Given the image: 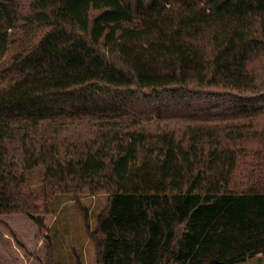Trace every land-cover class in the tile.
<instances>
[{
  "label": "trees",
  "instance_id": "1",
  "mask_svg": "<svg viewBox=\"0 0 264 264\" xmlns=\"http://www.w3.org/2000/svg\"><path fill=\"white\" fill-rule=\"evenodd\" d=\"M10 50L0 217L106 194L98 264L264 254V0H0Z\"/></svg>",
  "mask_w": 264,
  "mask_h": 264
},
{
  "label": "rangeland",
  "instance_id": "2",
  "mask_svg": "<svg viewBox=\"0 0 264 264\" xmlns=\"http://www.w3.org/2000/svg\"><path fill=\"white\" fill-rule=\"evenodd\" d=\"M13 50L0 64L3 71ZM77 200V201H76ZM74 200L67 198L54 214L43 215L46 228L38 226L24 214L0 217V264H98L97 244L93 234L97 215L106 206V194H93ZM54 238L62 251L53 257ZM52 243V244H51ZM236 264H264V254Z\"/></svg>",
  "mask_w": 264,
  "mask_h": 264
}]
</instances>
